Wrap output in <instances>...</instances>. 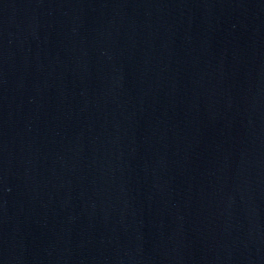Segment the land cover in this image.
<instances>
[{
  "label": "water",
  "instance_id": "95a60500",
  "mask_svg": "<svg viewBox=\"0 0 264 264\" xmlns=\"http://www.w3.org/2000/svg\"><path fill=\"white\" fill-rule=\"evenodd\" d=\"M0 264H264V0H0Z\"/></svg>",
  "mask_w": 264,
  "mask_h": 264
}]
</instances>
